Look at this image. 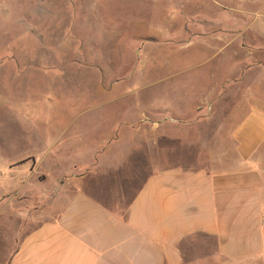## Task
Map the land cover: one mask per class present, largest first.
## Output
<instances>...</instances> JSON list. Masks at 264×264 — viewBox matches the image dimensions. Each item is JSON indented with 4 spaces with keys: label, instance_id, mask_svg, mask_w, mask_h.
Returning a JSON list of instances; mask_svg holds the SVG:
<instances>
[{
    "label": "rangeland",
    "instance_id": "obj_1",
    "mask_svg": "<svg viewBox=\"0 0 264 264\" xmlns=\"http://www.w3.org/2000/svg\"><path fill=\"white\" fill-rule=\"evenodd\" d=\"M215 14L209 0H0L2 166L155 133L159 161L206 162L221 131L229 149L264 70L216 53Z\"/></svg>",
    "mask_w": 264,
    "mask_h": 264
},
{
    "label": "crops",
    "instance_id": "obj_2",
    "mask_svg": "<svg viewBox=\"0 0 264 264\" xmlns=\"http://www.w3.org/2000/svg\"><path fill=\"white\" fill-rule=\"evenodd\" d=\"M209 1L216 53L264 70V0ZM245 113L206 162L159 161L155 133L0 163V264H264V96Z\"/></svg>",
    "mask_w": 264,
    "mask_h": 264
}]
</instances>
